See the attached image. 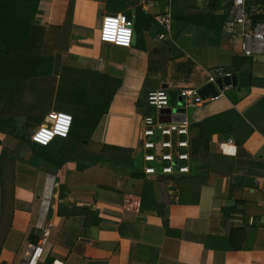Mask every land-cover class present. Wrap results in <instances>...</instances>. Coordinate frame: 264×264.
Masks as SVG:
<instances>
[{
    "label": "crops",
    "instance_id": "0c3cea01",
    "mask_svg": "<svg viewBox=\"0 0 264 264\" xmlns=\"http://www.w3.org/2000/svg\"><path fill=\"white\" fill-rule=\"evenodd\" d=\"M161 1L171 13L165 39L157 38ZM204 1L119 0L123 7L112 10L134 14L135 8L143 9L147 18L135 32L134 18L130 29L120 17L106 16L104 0H74L61 62L54 52L50 73L28 69L31 76L20 104L0 118V154L5 150L15 159L14 209L0 264L24 261L47 227L49 236L38 264H264V168L247 174L248 156L237 154L235 143L242 141L250 157L264 159V82L236 89L235 75L236 85L222 96L185 111L191 124L188 174L143 172L141 119L153 112L146 104L147 93L164 89L173 95L168 108L175 114L182 111L181 89H199L209 72L230 71L233 57L241 56L238 37L215 35L196 22L200 15H222L231 0H218L213 8ZM33 21L30 17L29 25ZM261 48L248 59L251 76L264 80V45ZM247 68L243 63L236 71ZM63 71L71 74L62 76ZM102 75L118 86L109 100L93 99L92 107L102 116L86 150L111 162H96L81 171L75 161L59 168L43 161L29 164L31 134L62 104L57 99L61 80L80 81L87 88L96 86ZM229 110L235 115L210 120L214 132L208 134L205 120ZM237 170L253 186L235 184ZM238 201L242 206L236 213L233 206ZM72 207L96 211L101 221L82 235V215L58 213L59 208ZM243 226L256 227L253 246L234 250L229 236L239 228L240 236L234 233L232 241L241 245Z\"/></svg>",
    "mask_w": 264,
    "mask_h": 264
},
{
    "label": "trees",
    "instance_id": "16d2710c",
    "mask_svg": "<svg viewBox=\"0 0 264 264\" xmlns=\"http://www.w3.org/2000/svg\"><path fill=\"white\" fill-rule=\"evenodd\" d=\"M104 1L107 8V16H121L126 24H132V26L134 18L133 31L135 32L138 31V25L147 18L143 15V9L135 8L134 14L130 10L117 11V9L123 7L118 5L119 0ZM217 1L205 0L204 2L205 5L213 8ZM246 4L253 11L260 10L264 5V0H246ZM73 6L74 0H0V118L7 115L20 104L24 88L28 78L31 76L29 71L31 68L35 69L33 74L50 73L53 62L52 54L54 52L59 54L67 52ZM114 8L117 9L112 10ZM118 12H122L123 15ZM227 16L228 10L223 12L222 15H200L196 22L205 25L213 34L221 35ZM30 17L34 19L31 25L28 22ZM187 19L193 20L192 17ZM161 30V27L158 26L157 32ZM248 58L242 55L233 57V67L229 70L239 78L236 89L264 82V80L251 76V59ZM243 63H247L248 68L236 71L238 65ZM6 70L9 72L13 70L18 74L6 76ZM61 81L57 99L62 104H58L60 108L57 107L56 111L67 112L72 116L69 133L65 137H54L46 145L34 147L27 162L31 165H37L38 162L43 161L55 168H59L66 161H75L78 171L84 170L90 164L96 162H111L99 155L88 152L86 145L102 116L99 110L92 107V101L94 98L109 100L117 90V83L108 75H102L97 86L88 85L87 88L80 81H73L71 84L66 79ZM168 98L169 103L175 101L173 95L168 94ZM234 115L235 112L229 110L208 117L205 120L208 134L214 132V129H210L212 125L210 120L227 119ZM249 132L250 130L246 134H249ZM226 137H228L227 134ZM241 142L235 141L238 146L237 154L243 153L245 157L248 156V165L251 170H246L247 174L250 172L259 174L255 170L260 167L264 168V164H260L264 159L250 157L243 150ZM14 163V157L3 150L0 154V250L12 222L14 209ZM236 173L235 184L253 186V181H245L246 177L240 175L243 174L241 171L237 170ZM203 180H205L204 177L200 178V182ZM240 206H242L240 201L233 206L236 213L240 211ZM58 213L60 215H82L84 217L82 235H86L89 227L101 221V217L98 216L97 212L87 207L59 208ZM244 228L246 231V236L243 238L244 242L241 245L240 243H233L232 237L234 238V233L239 235V228L234 229L233 235L231 234L228 239V243L233 244L230 248L234 250L252 248L256 227L249 226ZM240 230L242 229L240 228ZM33 231L31 230L29 233V239L32 238Z\"/></svg>",
    "mask_w": 264,
    "mask_h": 264
},
{
    "label": "built area",
    "instance_id": "2783aa9c",
    "mask_svg": "<svg viewBox=\"0 0 264 264\" xmlns=\"http://www.w3.org/2000/svg\"><path fill=\"white\" fill-rule=\"evenodd\" d=\"M246 6H248L246 0H231L222 34L226 37H238L241 55L253 57L262 51L261 47L264 45V21L258 20L251 23L245 11ZM108 17H120L124 21L121 16ZM156 20L163 29L158 32L157 38L165 39L171 25L169 9H165ZM126 25L132 29V24ZM232 75L231 71L215 68L208 73L207 83L216 84L218 78L222 79ZM230 87L231 84L223 85V88L217 89V96L213 97L209 94L204 98L197 94V89H181L179 97H181L180 107L182 111L175 114L171 112L169 114L161 113L162 109L169 107L168 94L164 89L149 91L146 96V104L153 112L142 116L140 127L143 172L145 174L163 173L172 176L188 174L191 158L189 140L191 124L185 115V111L199 105L206 99L212 100L222 96ZM165 116L169 117L168 121L164 120ZM71 123L72 116L69 113L53 110L49 113L46 123L41 124L33 131L30 141L40 147L51 142L56 136L65 137L69 133ZM221 147L223 150V144ZM48 236L49 228H43L38 242L31 246L26 258L20 264H38Z\"/></svg>",
    "mask_w": 264,
    "mask_h": 264
},
{
    "label": "water",
    "instance_id": "95a60500",
    "mask_svg": "<svg viewBox=\"0 0 264 264\" xmlns=\"http://www.w3.org/2000/svg\"><path fill=\"white\" fill-rule=\"evenodd\" d=\"M164 5L165 4L163 1H161L159 3V7H160L159 11L161 13H163ZM245 11H246V14L249 16L251 23H254L258 20L264 21V5L262 7V10L257 12V13L251 12V10L248 6H246ZM110 70H112V69H110ZM216 84L218 85V87H217L218 89H221V88H223V85H228V84L235 86L236 85V76L233 75L231 77H224L222 79L218 78L216 80ZM217 88H216V85L213 83H206L205 85H203V86L199 87V89H197V94L202 98L208 96L209 94L212 95L213 97H215V96H217ZM169 112H170L169 108L161 110V113H164V114H169ZM164 120L168 121L169 117L165 116ZM31 145L34 147H39V145L34 143V142H31Z\"/></svg>",
    "mask_w": 264,
    "mask_h": 264
},
{
    "label": "rangeland",
    "instance_id": "374dc122",
    "mask_svg": "<svg viewBox=\"0 0 264 264\" xmlns=\"http://www.w3.org/2000/svg\"><path fill=\"white\" fill-rule=\"evenodd\" d=\"M58 55V54H57ZM61 54H59V56H57V62L58 63H60L61 62ZM249 58H251V57H249ZM60 68V67H59ZM67 74H71L69 71H63V72H61V75L62 76H65V75H67ZM233 76V75H232ZM76 78V77H75ZM97 79H99V78H97ZM75 82V81H74ZM96 85V84H95ZM97 86V85H96ZM232 86V85H231ZM217 88V87H216ZM218 89V88H217ZM180 104H181V97H180ZM166 109V108H165ZM9 114V113H8ZM138 162H139V164H142L141 163V160H139L138 159Z\"/></svg>",
    "mask_w": 264,
    "mask_h": 264
}]
</instances>
